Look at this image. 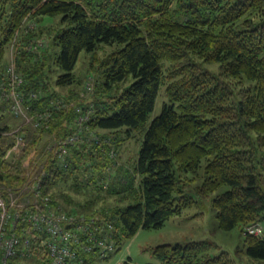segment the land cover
I'll return each mask as SVG.
<instances>
[{"label":"trees","instance_id":"1","mask_svg":"<svg viewBox=\"0 0 264 264\" xmlns=\"http://www.w3.org/2000/svg\"><path fill=\"white\" fill-rule=\"evenodd\" d=\"M11 57L30 119L0 100L1 192L19 193L36 174L40 197L92 221L114 249L81 252V264L198 206L188 188L199 176L191 189L217 191L218 228L264 225V0H0V90ZM129 139L138 146L124 160ZM243 240L239 262L206 240L153 253L162 264L264 261V236ZM38 251L25 262L46 264Z\"/></svg>","mask_w":264,"mask_h":264},{"label":"built area","instance_id":"2","mask_svg":"<svg viewBox=\"0 0 264 264\" xmlns=\"http://www.w3.org/2000/svg\"><path fill=\"white\" fill-rule=\"evenodd\" d=\"M7 70V88H1L0 100L7 102L13 115H21L27 121L30 117L26 116L22 105V93L17 90L22 78L15 70L12 57ZM20 144L22 136L18 135L6 156L16 151ZM90 227L92 221L50 204L48 196L40 197V178L36 174L19 193H8L7 199L0 189V264H30L25 259L31 257V252L36 249L40 253L38 259L46 264H81V252H92L98 248L101 255H106L112 251L114 243L106 237L95 236ZM22 229L31 233L33 241L20 236ZM244 232L263 237L264 225L260 222L249 224Z\"/></svg>","mask_w":264,"mask_h":264},{"label":"rangeland","instance_id":"3","mask_svg":"<svg viewBox=\"0 0 264 264\" xmlns=\"http://www.w3.org/2000/svg\"><path fill=\"white\" fill-rule=\"evenodd\" d=\"M51 19L52 18H45L42 20L44 24L48 25ZM9 52L7 59L9 58ZM84 58V53H81L74 68V72L79 73L81 76L83 75L82 71L85 69ZM164 101L165 97L161 88L145 126H147L150 120L160 112ZM136 137L140 138V134ZM129 140L122 144L126 146L121 157L124 160L138 146V141H136V139L135 141ZM198 173L202 174V168H199ZM201 180L202 177L199 176L198 179L195 182H192L188 188V192H190L194 198L199 199L198 206L184 209L180 214L170 217L160 227L139 229L133 236L124 241L117 251H115L109 258L101 260L99 264H120L127 258H130L131 264H162L153 253V248L155 246L164 243H184L192 240H206L212 243L214 246L212 249L213 254H217L220 250H225L229 253L230 257L234 258L237 262L246 260V255H240V252L236 251L237 249L243 248L244 234H246L244 232L245 227L243 230L239 227L230 230H222L218 228L215 211L210 204L211 198L217 191L206 197H198L191 189L193 185L200 183ZM222 189L223 188H220L218 192L222 191ZM263 262L264 261H259L256 262V264Z\"/></svg>","mask_w":264,"mask_h":264},{"label":"crops","instance_id":"4","mask_svg":"<svg viewBox=\"0 0 264 264\" xmlns=\"http://www.w3.org/2000/svg\"><path fill=\"white\" fill-rule=\"evenodd\" d=\"M111 255H112V254H111ZM111 255H110V256H111ZM110 256H109V257H110ZM109 257H108V258H109Z\"/></svg>","mask_w":264,"mask_h":264},{"label":"bare ground","instance_id":"5","mask_svg":"<svg viewBox=\"0 0 264 264\" xmlns=\"http://www.w3.org/2000/svg\"><path fill=\"white\" fill-rule=\"evenodd\" d=\"M54 202V201H53Z\"/></svg>","mask_w":264,"mask_h":264}]
</instances>
